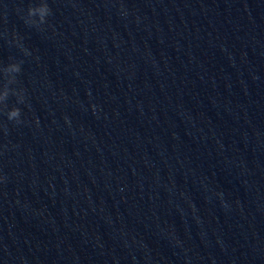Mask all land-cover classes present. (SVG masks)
Returning a JSON list of instances; mask_svg holds the SVG:
<instances>
[{"label": "water", "instance_id": "1", "mask_svg": "<svg viewBox=\"0 0 264 264\" xmlns=\"http://www.w3.org/2000/svg\"><path fill=\"white\" fill-rule=\"evenodd\" d=\"M0 264H264V0H0Z\"/></svg>", "mask_w": 264, "mask_h": 264}]
</instances>
